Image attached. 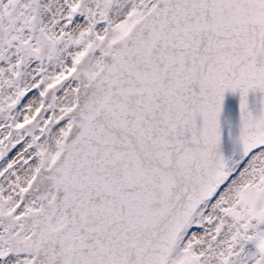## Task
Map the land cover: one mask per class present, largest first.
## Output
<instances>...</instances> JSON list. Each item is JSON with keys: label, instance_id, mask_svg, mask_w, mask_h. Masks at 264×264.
<instances>
[{"label": "snow or ice", "instance_id": "snow-or-ice-1", "mask_svg": "<svg viewBox=\"0 0 264 264\" xmlns=\"http://www.w3.org/2000/svg\"><path fill=\"white\" fill-rule=\"evenodd\" d=\"M0 264H264V0H0Z\"/></svg>", "mask_w": 264, "mask_h": 264}]
</instances>
